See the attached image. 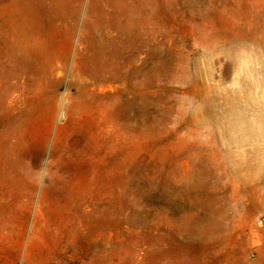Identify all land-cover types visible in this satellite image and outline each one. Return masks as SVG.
<instances>
[{"label":"bare ground","instance_id":"6f19581e","mask_svg":"<svg viewBox=\"0 0 264 264\" xmlns=\"http://www.w3.org/2000/svg\"><path fill=\"white\" fill-rule=\"evenodd\" d=\"M229 5L228 0H89L84 11L83 0H0V255L21 250L31 222L24 264H82L87 257L98 263L102 219L112 216L117 198L118 149L127 154L133 123L146 113L145 99L134 100V80L142 76L145 83L142 67L152 51L158 58L166 55L163 42L153 49L151 43L172 35L164 24L170 14L173 21L189 17L193 35L204 34L210 51L237 39L262 44L263 5ZM74 40L71 78L52 144L48 127L36 141L37 122L47 110L49 117L58 111L47 90L70 63ZM163 66H157L158 76ZM130 170L127 164L121 175L123 195L133 182ZM167 201L168 212L179 218H162L185 225L172 229L175 240L201 251L225 243L206 203ZM131 212L141 227L148 224L145 217L166 213ZM37 249L43 255L38 259Z\"/></svg>","mask_w":264,"mask_h":264},{"label":"rangeland","instance_id":"374dc122","mask_svg":"<svg viewBox=\"0 0 264 264\" xmlns=\"http://www.w3.org/2000/svg\"><path fill=\"white\" fill-rule=\"evenodd\" d=\"M88 1L83 0L84 11ZM228 3L264 7V0ZM164 24L172 35L151 47L163 42L165 57L158 58L152 51L148 65L142 67L145 83L142 76L134 80V100L145 99L146 113L133 123L127 154L118 149L117 198L112 216L102 219L98 263L87 257L82 264H264V37L262 44L237 39L210 51L204 34L193 35L194 22L189 17L180 15L173 21L168 14ZM197 24L202 26L201 21ZM64 46L62 41L60 51ZM75 48L74 40L70 63L60 70L61 76L57 71V82L47 90L56 97L58 111L49 117L47 110V116L37 122L36 141H42L48 127L52 144ZM162 63L158 76L157 66ZM123 158L133 180L128 195L121 188L126 175ZM169 199L206 203L215 212L217 222L212 227L222 229L225 243L215 251H201L203 247L175 240L173 230L185 225L182 220L168 223L162 218H179L168 212ZM131 208L166 213L145 217L148 224L141 227L134 223ZM30 223L21 250L0 255V264H24ZM39 252L34 251L36 259L43 256Z\"/></svg>","mask_w":264,"mask_h":264}]
</instances>
